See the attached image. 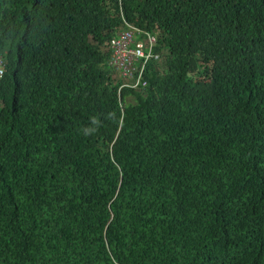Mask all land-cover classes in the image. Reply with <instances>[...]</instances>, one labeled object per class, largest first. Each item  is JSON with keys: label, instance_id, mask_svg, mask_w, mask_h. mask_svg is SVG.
<instances>
[{"label": "trees", "instance_id": "trees-1", "mask_svg": "<svg viewBox=\"0 0 264 264\" xmlns=\"http://www.w3.org/2000/svg\"><path fill=\"white\" fill-rule=\"evenodd\" d=\"M0 56V264H264V0H0Z\"/></svg>", "mask_w": 264, "mask_h": 264}, {"label": "built area", "instance_id": "built-area-1", "mask_svg": "<svg viewBox=\"0 0 264 264\" xmlns=\"http://www.w3.org/2000/svg\"><path fill=\"white\" fill-rule=\"evenodd\" d=\"M139 37L142 42L136 39ZM152 37V40L148 38ZM154 37L145 31H141L134 26L128 25L125 29H122L115 33L108 42V47L111 52V62L117 67L122 76L135 73L137 77L135 82L129 83L131 86L138 84L139 75L142 71V66L149 56H151L150 47L153 43ZM132 61L136 62L134 66ZM143 84V81H140Z\"/></svg>", "mask_w": 264, "mask_h": 264}, {"label": "rangeland", "instance_id": "rangeland-1", "mask_svg": "<svg viewBox=\"0 0 264 264\" xmlns=\"http://www.w3.org/2000/svg\"><path fill=\"white\" fill-rule=\"evenodd\" d=\"M127 24H128V25H131V24H129V23L124 22V27L121 28L120 30L125 29V28L127 27ZM131 26H133V25H131ZM134 27H135V26H134ZM136 28H137V27H136ZM137 29H139V28H137ZM120 30H118V31H120ZM139 30H141V29H139ZM118 31H117V32H118ZM141 31H144V30H141ZM117 32H116V33H117ZM145 32L148 33V31H145ZM149 34H150V33H149ZM113 35H115V34H113ZM113 35H112V36H113ZM150 35H152V34H150ZM112 36H111V37H112ZM152 36H153V35H152ZM111 37H110V38H111ZM139 37H142V35H141V34H138V35L136 36V39H137L139 42H142V40H141ZM153 37H154V36H153ZM110 38H109V39H110ZM109 39H108V41H107V47H108ZM148 39H149V40H152V37H149ZM153 44H154V40H153L152 45H153ZM152 45H151V47H152ZM151 47H150V49H151ZM108 49H109V54H110V53H111V52H110V48L108 47ZM150 52H151V56H149L148 58H150V57H152V58H156L157 54L154 53V52H152V49L150 50ZM148 58H147V59H148ZM147 59H145L144 63L147 61ZM0 63L3 64V63H2V60H1V56H0ZM132 63H133L134 66L136 65V62H135V61H132ZM144 63H143V65H144ZM3 65H4V64H3ZM142 69H143V66H142ZM115 77H116V80H117V89H119V88H121V87H128V88H131V89H139V88H141V87L144 85V80H143V78H142V71H141V73H140V75H139V80H140V81H143V84H141L140 81H139L138 84H137L136 86H131V85H129L130 82H131V83L135 82V80H136V78H137V77L135 76V73H131V71H130V74L125 75V76H122V75L120 74L119 70L117 69V71L115 72ZM125 97H126L127 100H131V96H130V95H126Z\"/></svg>", "mask_w": 264, "mask_h": 264}, {"label": "clouds", "instance_id": "clouds-1", "mask_svg": "<svg viewBox=\"0 0 264 264\" xmlns=\"http://www.w3.org/2000/svg\"><path fill=\"white\" fill-rule=\"evenodd\" d=\"M109 64L111 65L112 69L114 70V72L117 71V67L111 62V53L109 54ZM3 70H4V65L0 63V77L3 74ZM90 131L88 129L85 130L86 134L87 132Z\"/></svg>", "mask_w": 264, "mask_h": 264}]
</instances>
